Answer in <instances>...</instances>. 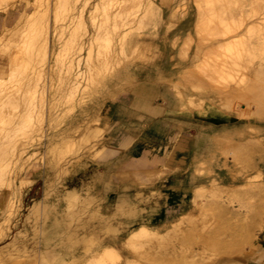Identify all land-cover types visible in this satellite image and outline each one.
Segmentation results:
<instances>
[{
    "label": "bare ground",
    "instance_id": "6f19581e",
    "mask_svg": "<svg viewBox=\"0 0 264 264\" xmlns=\"http://www.w3.org/2000/svg\"><path fill=\"white\" fill-rule=\"evenodd\" d=\"M87 3L88 0H52L49 5L47 0H0V74H6L0 76V239L11 230L10 221L20 209L17 202L19 185L32 181L28 173L24 174L26 168L30 170L43 163L49 170L44 199L30 206L23 227L9 240L8 248L0 246V264H25V257L30 256H34V264H139L141 262L137 263L134 253L144 250L153 241V236L156 235L155 240L163 238L161 230L169 228L171 218L186 213L176 205L172 206L173 209L164 208L165 191L176 194L188 189L191 193L196 183L202 181L198 173L215 159L216 149H222L230 139L237 142L232 136L243 134L250 128L260 132L256 148L264 159V123L250 117L237 120L238 116L248 112L245 108L252 103L264 102V0H193V17L182 38L188 43L179 44L177 53L185 63L167 86H172L177 102L175 120L187 129L196 127L198 134L194 137L192 151L187 152L182 147L175 156L174 163L183 164V167L178 168L173 176L170 188L158 191L150 186L147 176L153 167L150 166L134 172L139 180L137 194L121 186L112 175L109 179L107 173L94 171L91 179L83 182V188L57 191L60 174L73 171L84 156L90 155L107 168L114 159H122L121 152L128 144L120 120L108 118L112 116L111 112L101 110L104 102L92 91L99 92L100 85L110 90L108 82L113 78L109 77L115 73L114 79L117 80L110 82L120 84L118 80L122 81L123 91L142 88L157 93L162 85H166L165 71L163 73L160 67L154 72L146 70L144 74L132 67L137 61L154 62L163 54L157 35L161 33L159 27L164 19L160 6L164 0H99L89 13L94 30L89 29L88 16L86 19L84 15ZM30 5L34 9L28 10ZM50 6L55 21L63 14L66 19L60 30H57L58 22L54 28L50 27L51 35L47 20ZM45 7L47 22L43 23L45 14L42 8ZM190 11L176 9L174 2L168 11L167 22L175 25L182 14ZM150 22L151 28L141 30ZM41 37H44L42 44ZM179 37L178 33L174 34L173 46ZM36 54L42 60L49 58L50 62L53 61L52 71L41 86V95L29 97L27 92L37 88L33 84L39 86L40 83V75L37 73L39 76L34 80L27 69L28 62ZM57 75L66 83L67 93L60 95V99L59 92L49 98L44 92L55 90ZM106 95L110 97L107 92L102 98ZM162 97L166 102L167 97ZM49 99L50 102L52 99L63 100L67 108L58 113L59 103L48 104ZM243 100L250 104L244 106L245 113L239 110ZM75 106L80 107L77 114L72 112ZM116 110L119 119L130 115L122 108ZM254 112L259 116L264 111ZM36 118L39 122L34 125ZM62 121L68 125L48 137L43 152L31 149L34 143L42 142L44 122H48L50 128ZM149 129L154 131L155 124L151 123ZM239 140L243 145L244 139ZM167 164L164 166L171 169ZM261 174V170L257 172L256 181ZM112 182L115 185L108 187ZM254 186L264 187V179ZM53 194L57 199L52 203ZM233 195L237 198V194ZM245 195L238 198L244 201L250 197L249 193ZM192 197L185 204L190 210H194ZM233 197H220L222 210L229 211ZM60 201L63 206L57 208ZM205 209L207 213L212 212L214 220L203 221L200 233L206 239L208 236V244L215 246L212 243L214 236L209 231L217 229L225 235H233L231 232L234 231H226L225 222L217 211ZM195 211L197 214L198 210ZM30 229L36 236L28 242L25 237ZM221 234L217 237L221 238ZM31 249L34 252L31 253ZM206 252L199 247L189 252L186 262L228 264L224 258L216 259L217 256ZM259 253V259L263 258L264 250Z\"/></svg>",
    "mask_w": 264,
    "mask_h": 264
},
{
    "label": "rangeland",
    "instance_id": "374dc122",
    "mask_svg": "<svg viewBox=\"0 0 264 264\" xmlns=\"http://www.w3.org/2000/svg\"><path fill=\"white\" fill-rule=\"evenodd\" d=\"M47 1H49V5H52V0H47ZM98 1L99 0H88V3H87L85 10H84V15L86 16V19L88 16V23H89V29L90 30H94V26L91 24V19L89 18V13L91 12V9L94 7V5ZM174 2L176 5V9H178V10L179 9L181 11H183V10H189L190 11L191 10L190 11L191 13L188 12L190 15H188L187 12L185 14H182L181 18L178 19V21L175 23V25L169 24V22H167L168 21V14H169L168 11L170 10V7H172ZM22 4L25 5L24 2H22ZM160 6L162 9L161 14L164 17V19H163V23L159 27L161 33H159L158 35H160V34L161 35L160 36L157 35V37H158L157 40L159 41V43L161 45L163 54H162V56L159 57V59L156 58L157 61L156 60L154 61L156 64L153 61H150L151 63L150 62H144L145 64L146 63L147 64L143 65L144 64L143 61H141V62L137 61L138 63H136L135 65H132V67L135 68L136 70L138 69L137 71L142 73V74H144L146 72V70L154 72L156 70V68L160 67V70L163 71V73L165 71L164 75L166 77V85H171L172 80L174 78H176V76H177L176 73L179 72V70H181L183 68V66H184L183 64L185 63L182 59H180V57L177 53H178V50H179V47L181 44L187 45V43H188L187 41H184V40L182 41V38L185 35L186 28L191 23V19L193 17L192 10L194 9V4H193V0H174V1L173 0H164V3L160 4ZM8 7H9V9H12L11 6H8ZM32 9H34V7L32 5L28 6V10H32ZM42 12L45 14V17L42 19V22L45 23V22H47V20L50 22L49 23V35H51V33H50L51 28L50 27L54 28L53 25H55L57 22H58L56 24L58 26L57 30L61 29V25H63L65 23L64 21L66 20V19H63V17H64L63 12L61 13V14H63V17L60 14L61 18L58 21H55V19L52 17L53 11L51 10V6H50L49 14H48V19L46 16V7L42 8ZM49 15H50V17H49ZM159 15L160 14L158 13L157 16H159ZM168 25H172V26H170L171 29H168ZM150 26H152L151 22L149 23V25L147 23L145 28L142 27L143 29L141 28V30H146L148 28H151ZM162 26H163V28H162ZM166 29H168V31H166ZM175 33L179 34L180 37L178 39H180V40L177 41L176 46H173V43H171V42H172V39H173ZM65 36L66 35L62 36L63 41L66 38ZM167 36L170 37V39ZM163 37L164 38L166 37L165 40L162 39ZM43 39H44V37H41V41H42L41 44L44 41ZM161 39H162V41H161ZM33 59H34V61H33ZM46 59L47 58H44V60H42V57L38 56L36 54L28 62L29 66L27 69H28V73L31 75L32 79L35 80L40 75V80H39L40 83H38L39 86L33 84L34 87H37V88L35 89L33 87L34 89L27 92V95L29 97H32L33 95L34 96L35 95L36 96L41 95V92H42L41 86L43 85L44 81L48 78V75L52 71V68H50V66H52L53 61L50 62L49 58L47 60ZM173 60H176V61H173ZM178 60H179V62L180 61L181 62L178 63ZM172 61L174 64L171 63ZM38 63H39V66H38ZM170 64H171V66H170ZM138 65H139V68L137 67ZM180 66H182V67H180ZM139 70H141L143 72H141ZM115 74L113 76H110L109 78L114 79ZM0 76L5 77L6 74H0ZM59 76L60 75L56 76L55 90L54 91H51V90L47 91L46 90L44 92L45 94H47L49 96V98L53 97L54 95H57V93L59 92L58 97L60 99V95L64 96L67 93V91L65 90L66 89V83L64 81H61L62 79H61V77L59 78ZM42 77H43V79H42ZM113 79H110V80H113ZM58 80L61 82L59 83ZM110 80H109V82H110ZM114 80H117V79H114ZM109 82H108V84H109L110 90H108L106 87L100 85L101 87L100 86L98 87V88H100L99 92L94 90L91 93H93V95H95V97H99L101 102H104L102 104V108H101L102 111L109 110L111 112L112 116L114 118H117V116H119V115H118V112L116 110V105L120 101V97H122L124 95V91L122 90V87H121V85L123 83H121L122 81H119V80H118V82L120 84H118L116 81H114V83H113V81L110 83ZM61 83H62V85H61ZM64 83H65V85H63ZM102 87H104V89ZM98 88H96V89H98ZM117 88H119V89H117ZM169 88L171 90L173 89L172 86H169ZM111 89H115V90H111ZM95 91L97 92V94L95 93ZM106 91L108 92V94H110V97L108 95H106V98H102L103 97L102 94L103 95L106 94L107 93ZM102 92H104V93H102ZM89 98H90V96H88V99ZM160 100H162L161 96H160ZM48 101H49L48 104H52L55 102L59 103L58 104L59 106L57 108L58 113H60L61 110H64V107L67 108L66 102L65 101L63 102V100L62 101H58V100L56 101V100L52 99L50 102V99H49ZM88 102H90V101L88 100ZM243 102H246V103H243ZM260 103L261 104H259V103L258 104L252 103V105L249 104L251 106L250 107L248 105V101L243 100L240 103L239 110L241 109V111H244L243 113H245L248 109V112H246L244 114V116L243 115L238 116L237 120L242 121L243 119L250 117L251 119H253V121L254 120L256 122L262 121L264 123V112H263V114H260L259 116H258L259 113L254 112L256 110L264 111V106H263L264 102L261 101ZM89 104H92V102H90ZM63 105H65V106H63ZM247 105L250 108L244 107ZM79 108L77 106H75L74 107L75 110L73 109L74 111H72L73 114L79 113ZM244 108L246 109V111L244 110ZM260 108H261V110H260ZM249 109H250V111H249ZM252 111L254 113H252ZM58 113H56L55 115L57 116ZM251 113H252V115H251ZM67 120H69V119H67ZM36 121H38L37 118L34 119V123H33L34 125L38 124V122H39V121L38 122H36ZM47 123L44 122L45 131L43 133V136L41 137V140H42V142H40L41 144L34 143L31 147V149L43 152L45 150V144H46L48 137H50L51 134L57 133L62 128L66 127L68 125L66 121H62V123L57 124L53 127L50 126V128H49ZM251 129L252 128L247 129L243 134H236V135L232 136V138H234V140L237 142H234L233 139H230L229 143L227 145H223L221 147L222 149H218V150L216 149L217 155H216L215 159H213V162L211 164H207L204 167V169H202V171L198 173L199 176L201 177L202 181L196 183V185L192 188L191 193H189L186 196V197H188L187 199L189 200L192 197L191 195H193V197H192L193 203L191 205L194 208V210L193 209L190 210L191 208L188 209L187 205H184L183 210H185L186 213L182 214L181 216H176V217L171 218L169 228H167V229H169V231L167 229L161 230L163 238H160L159 240H155V239H157V237H155L156 235L153 236V241L149 242L146 245L144 250H142L140 253H134V256L136 257L137 263H138V261H140L141 263H139V264H143V262L145 264H185L184 262L187 261V259L189 257V252L195 251L199 247L202 248L204 250V252L207 251L206 252L207 254L217 256L216 259L224 258L226 261H228V264H262V263H264V256L261 259H259V257H258L260 255L259 252H261V250H264V244H263L264 243V193H263L264 187L263 186H259V187L254 186V185H256V183L260 179L261 180L264 179V159H262L260 157L259 154L261 152L259 151L258 148H256V146L258 145L257 136L259 135L260 132H257V130H255V129H253V130H251ZM189 133L191 136H196L198 134L197 128L191 127L189 129ZM21 135H23V134H21ZM239 139H244L242 141L243 145H241L242 143L240 144L241 140H239ZM17 143H19V142H17ZM238 144H239V146H238ZM133 147L134 146L131 144V145H129L128 148H124L122 150V152H121L122 155H125V156L127 155V159L122 162L123 166L127 165L130 162L136 161V159H138L141 156V152L135 150ZM226 148H228V149H226ZM89 156L90 155H88L86 157L84 156L82 158L81 163L79 164L80 166L77 165V167H75V169L73 171L67 172V173H61L62 175L60 174V176L58 178V181H59L58 183L60 186L57 183V187H56L57 191L59 190L60 192L61 191L63 192L64 188H72V187H77V188L81 189V188H83V186H85L84 183H86L88 180L91 179L92 173H94V172H100L101 173L102 171H104L103 164L102 163L99 164L91 156L90 157ZM43 165L44 164L41 163L40 165L33 166L30 170H27L28 168H26V170L24 171V174L28 173V176L30 177V179H32V181L30 183L25 182L22 185H19L20 186V192H19L20 196L18 197V199L20 201L18 200L17 202H18V204H20V206H19L20 209L18 208L19 210L16 211L15 215L13 216L14 218L12 217V219L10 221V226H11L10 229L11 230H9V232L1 238L2 240L0 239V246H2L4 249L8 248V246L10 245L9 240L14 238L15 233L20 229V227H23L24 221L26 219L25 216H27V213L29 212L30 206L33 203L38 202V201H42L44 199L46 177H47V173H49V170L45 165L44 166ZM151 169L152 170L149 173H147L148 180L150 182V186L153 187L154 190H158V191L159 190L162 191L165 189L168 190L170 188V184H171L173 176L176 174L177 171H179L178 169L175 171L173 169H168L164 165H163L162 169H158L156 167H151ZM134 170H136V169L135 168L131 169V171H134ZM260 170H261L262 174H261V176L258 177V180L256 181L255 176H256L257 172ZM87 172H88V174H87ZM74 173H75V175H74ZM111 175H112V177L114 176L113 174H111ZM67 178H69V179H67ZM243 178H246V179H243ZM65 179H67V180H65ZM19 180L20 179H18V182H19ZM67 181H69V183H67ZM245 193H247V194L249 193L250 197L246 198V200H244V201L242 199V201H241V199H239V198L241 195L246 196ZM55 194H53L52 197L50 198V202L52 201V203L54 201H56V199H57L55 197ZM233 194H237V198H234ZM228 195L230 197H233V199H232L233 202L229 204V206L231 207L229 209V211H226V210L224 211V210H222V207L219 206L220 205L219 199L221 196L226 197ZM238 196H239V198H238ZM171 199H172V197H171ZM210 203H213V204H210ZM174 204H176V203L172 202L169 205V208L173 209L174 207H172V206ZM59 206L60 207L63 206V201H60L59 205H57V208H59ZM202 208H203V210H202ZM205 208H213L215 211H217L219 216L225 222L226 231H234V232H231V233H233V235L221 234L217 229L209 231L210 235L214 236L215 242L213 240L212 243L215 244V246L217 248L214 245H210V243L208 244V240H209L208 236L206 239V238H204L203 234L200 233L199 228H200L203 221L214 220L212 212L207 213V211H205L206 210ZM195 210H198L197 214L195 213L196 212ZM199 210H200V213H199ZM218 211H221V212H218ZM204 212H206V213H204ZM173 228H177V229L175 231L174 230L170 231V229H173ZM220 234H221V238H218L217 235H220ZM35 236L36 235L30 229L29 233H27V235L25 237V240L29 242V241H31V238H33ZM5 237H6V239H5ZM219 240H221V241H219ZM259 241H261V242H259ZM31 245L32 244H30L29 246H31ZM231 245H232V247H231ZM235 246H238V247H235ZM212 247H213V249H212ZM56 248H58V247L56 246ZM1 249L2 248L0 247V250ZM36 249L37 248H35L34 250H36ZM5 251H8V250H5ZM30 252L31 253L34 252L33 249H31ZM213 252H216V253L214 254ZM237 255H238V257H237ZM173 259H174V261H173ZM25 260H26L25 264H34L33 263L34 256L25 257ZM31 260H32V262H31ZM186 264H188V262H186Z\"/></svg>",
    "mask_w": 264,
    "mask_h": 264
},
{
    "label": "crops",
    "instance_id": "0c3cea01",
    "mask_svg": "<svg viewBox=\"0 0 264 264\" xmlns=\"http://www.w3.org/2000/svg\"><path fill=\"white\" fill-rule=\"evenodd\" d=\"M163 95L167 97L166 102L163 100ZM160 96L162 100H160ZM175 102L172 91L167 85H162L157 93L142 88H137L132 92L124 90V95L120 97L116 109L122 108L130 115H127L125 119L114 118L113 116L108 118L112 121L120 120L122 132L129 140L126 148L132 144L135 150L141 152V156L136 161L123 166L122 162L127 159V155H122L121 160L114 159L109 167L104 168L102 173H107L109 179H111L110 175L113 174L114 180L120 183L121 186L129 192L137 194L139 180L134 174L135 171L150 166L162 169L168 161L167 165H170L171 169L183 167V164L174 163V158L177 156L178 151L182 150V147L187 152L192 151L195 136H191L189 133L191 127L187 129L182 123L179 124L175 120L177 113V102ZM151 123L155 124V129L152 132L149 129ZM161 133H164V135H160ZM113 134L116 136L117 132L114 131ZM141 142H146V144ZM177 146L179 147L177 148ZM173 148L175 153L172 154ZM132 168L137 170L131 171ZM113 185L115 183L112 182L108 187ZM109 192L110 189L106 190V194ZM188 192V189L176 194L165 191V202L162 205L165 208L173 202L181 210L187 202Z\"/></svg>",
    "mask_w": 264,
    "mask_h": 264
}]
</instances>
